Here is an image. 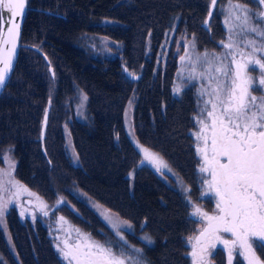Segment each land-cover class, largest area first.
<instances>
[{
	"label": "trees",
	"instance_id": "1",
	"mask_svg": "<svg viewBox=\"0 0 264 264\" xmlns=\"http://www.w3.org/2000/svg\"><path fill=\"white\" fill-rule=\"evenodd\" d=\"M245 1L251 3V0ZM30 7L31 10L26 17L22 33L23 48L20 50L12 78L0 97V137L4 135L0 139V151L3 153L13 151L18 162L17 169L19 170L20 179H41L51 187L60 188L64 184L70 188L71 181H67L69 164L64 162L66 160L64 152L67 150L61 137L62 132L67 130L74 133L78 144L83 141L87 144L93 142L97 146H94V149L104 157L109 151V146L113 144L119 135L121 146L110 155L111 159H109L112 160L110 164L112 166L111 172L104 170L102 166L94 170L95 162H91L87 168L75 175V181L79 184L93 186L102 197H105L106 194L113 196L115 203L121 209V212L120 209L117 212L121 214L122 210L124 211L121 200L125 196L126 189L128 185H131L130 188L134 187L133 184H124L123 177L135 167L137 162L130 146L124 143L122 129L119 130L125 108L130 104V101L131 103L135 101V104H138L139 101V122L142 130L150 120L159 118L163 107L166 105L165 93L172 83L173 65L170 63L167 66L166 74L162 75L155 74L156 71H152V68L149 70L144 69L142 78L133 81L135 83L127 87L123 84L121 75L127 78L123 71L125 65L130 68V71L136 69L134 67L136 65H132V58L128 62L118 63L117 60H109L106 64L103 62V66L105 65L103 69L101 64L93 63L98 70L82 66L79 73L72 69L74 75L71 80L79 78L86 87H90L86 92L89 106L85 116L80 118L74 113L73 101L66 100L60 94L61 89L70 87L71 82L60 84V89H58L56 95L49 99L44 86L50 77L46 74L47 70L42 68V57L37 51L27 46L41 48V45L44 44L48 49H53L57 53L56 62L71 66L81 58L80 50L74 44H78L79 41L80 45L87 46L89 36L104 34L110 37L118 33L122 34L125 41L129 43L132 38L130 35L131 30L137 31L139 24L142 26L141 35L145 37L152 34L154 42L159 45L162 40V32H164L163 25L173 17L194 20L199 15L201 18L208 16L209 11L207 12L204 4L203 10L201 5L196 6L193 0H30ZM94 10L97 11L96 15L92 12ZM59 15L63 18L58 17ZM80 29H85L87 32L76 36ZM148 43L155 53L149 59H147V54L144 52L145 44ZM145 44L142 49V56L136 60L139 68L142 67L145 61L147 63L151 62L152 66L158 50V47L149 39L145 41ZM122 50L124 52L123 57L126 58L125 49ZM26 55L29 57L26 58ZM49 57L51 60L53 59L52 54H49ZM65 70L68 69L65 68ZM55 73L57 74V68ZM29 77H35L38 83L35 84L34 82V86L29 85L27 83ZM13 81H17V84L22 88L17 90L15 99L9 92H6ZM103 99L105 101L109 100L108 103L109 105L113 104L111 105L113 108L108 111L101 109L100 104ZM197 100V95L188 90L184 93L180 92L177 99H171L172 102H176L174 113L172 118L166 116L165 119L161 120V138H163L162 135L165 130L170 131L172 127L181 129L184 118H190L191 120L194 118L193 115H190V108H195L192 112L196 113ZM49 101L51 102V110L42 142V124ZM179 139L182 142L184 140L182 131H180ZM130 141L132 143L131 138ZM164 149L166 155L172 152L174 157L182 152L181 146L175 143L172 144L170 139L165 142ZM96 150L94 154H96ZM89 153L93 156L91 151ZM186 157L188 158L187 154H183L181 161ZM82 159L83 154L79 150L77 168L82 165L80 164ZM68 161L70 163L69 159ZM56 166L59 178L63 183H60L57 179ZM164 170L173 177L176 176L173 169L171 171ZM155 172L164 179L159 172L156 170ZM147 175L141 174L140 178ZM134 179L136 178H131L130 183ZM159 186L153 182H145L137 195H134L133 190L130 192V207L137 212L139 227L143 228L139 234L144 229H148L144 226L150 224L155 211L159 217L165 215L163 214V204L165 202L162 189ZM140 197L142 198L139 201ZM176 213L178 214V210H176ZM16 220L14 219L12 222L14 230L19 231L20 228L24 230ZM184 221L187 222L188 228L195 224L185 219L181 221L177 216L175 219L163 220L158 226L151 228L149 236L153 238V243L145 244L141 248L142 252L140 254L143 256L144 261L153 262L160 259L158 261L160 264L165 262L171 264L172 258L176 261L181 260V255L183 259L185 256L189 258L190 256L187 253L190 252L191 248H188V244H182L181 255L176 247L177 245L173 244V246L171 244L172 250L170 252H167L165 247L166 244L173 243L176 240L182 241L186 230L182 225ZM18 235L17 240L21 243L20 259L22 264L52 263L54 256L47 251L44 243L32 237L34 246L30 250L24 235L21 232ZM1 238H5L2 232ZM44 238L45 235L42 232L41 239ZM1 250H4L5 254L8 251L5 240L0 244ZM220 251L223 252V249ZM0 254L2 253L0 252Z\"/></svg>",
	"mask_w": 264,
	"mask_h": 264
},
{
	"label": "rangeland",
	"instance_id": "2",
	"mask_svg": "<svg viewBox=\"0 0 264 264\" xmlns=\"http://www.w3.org/2000/svg\"><path fill=\"white\" fill-rule=\"evenodd\" d=\"M193 2L198 7L201 5L202 10L204 4L205 8H207V12L210 10V13H212L213 10L210 9L212 8L211 0H193ZM237 3L243 4L253 13L263 12L257 0H251L250 4L245 0H236V4ZM230 4L233 5V3H230L229 0H219L212 15L204 16L202 18L199 15L194 20L173 17L163 25L164 32H162V40L159 45H156L154 42L152 34H148L145 37L141 35L142 26L139 24L137 31L131 30L130 35L132 38L129 43L125 41V37H123L122 34L118 33H115L110 37H107L104 34L99 36H89L87 46L80 45L79 41L78 44H74L80 50L79 54L81 55V58L78 60V62L73 63L71 66L56 62L55 57L57 53L54 52L53 49H48L44 44L41 45L45 53L47 55L52 54L53 57L51 63L54 68V77L51 76L49 66L44 61L42 66L43 69L47 70L46 74H48L50 77L44 86L49 99H52V97L56 95V92L58 89H60V84L71 82L70 87L61 89L60 94L66 100L73 101V105L75 107L74 113L80 118L85 116L89 106L86 92L90 89V87H86L79 78H74L75 80H71V77L74 75L72 74L73 70L80 73L82 66L84 68L91 67L92 63L99 61L106 64L109 60H117L118 63L128 62L132 58V65H136L134 66L136 69L132 71L133 74L143 76V70H149L150 68H152V71H156L155 74H166L167 66L171 63L174 67L172 73V83L165 93L166 105L163 107L159 118L150 120V122L144 126L143 130L139 122L140 105L137 107V104H135L134 101L131 103V105L128 104L125 108L119 130L122 129L124 143H127L130 146L137 162L135 167L123 177L124 184H135V187L130 188L131 185H128L125 196L121 200L122 207H124V211L122 210L121 214V209L115 203L113 196L106 194L105 197H102L93 186L79 184L75 181V175L82 172L84 168H87L91 162H95L94 170H97L99 166H102L104 170H108L109 173L111 172L112 166H110V164L112 163V160L109 159H111L110 155L113 154L114 151L118 150L121 146V138L119 135L116 140H114L113 144L109 146V151L107 152L108 154H105V158L96 149H94V146L96 145L93 142L87 144L85 141H83L82 143L78 144L74 133L67 130L62 132L61 137L64 141V147L67 150L64 152L66 156V160H64V162L69 164L67 168V181H71L70 188L66 187L64 184L60 188L56 186L51 187V185L45 181H41V179H20L18 175L19 170L17 169L18 162L13 151L10 150L5 153L0 151V188L3 189L0 190V202L8 201L10 198L14 200L13 203L6 204V211L3 217L4 226L0 227V244L3 242V240H5V246L8 249L6 254L4 250L0 251L2 253L0 254V264H22V260L20 259L21 243L19 240H17V238L14 237V233H12L13 238L11 237L10 232H8L6 228L7 223L5 221L9 222L10 218H19V216H21L20 212L22 209L24 210V216L28 214V210L33 212L39 211V201H37L34 196H30L26 192H21L19 197H12V193L17 191L15 186L17 182L19 185L27 188L31 193H34L36 197H39L41 201L48 205L49 216L44 217L42 219L43 221L40 220L41 232H44L45 235V238L41 239L40 242L44 243L47 251H49L54 256L51 264H67V262L63 260L60 253L57 251L56 245L59 244L61 247H63L64 240H67L70 245L76 242L77 235L72 229H80L81 232L89 233L93 238L101 242H103L105 238H108L113 241L123 243V241H119V238L116 236L115 231L111 228L109 222L103 218L105 214L111 217L113 223L128 221L132 227L130 229L126 227L121 228L124 238L128 245H131L133 248L141 249L142 246L140 243H137V241H145L142 239V237L149 236L150 229L158 226V224L163 220H171L172 218L175 219L178 216V219L181 221L182 219H185L190 223H193L192 221L196 219L190 215L193 205H197L203 211L207 212L213 211V209H215V198L210 194L205 195L202 188L201 176L207 177V173L202 174L199 172L200 163H198V161L200 160V157L196 152L197 142L195 141L194 136L198 126H194L193 119L191 120L190 118H184L181 129L172 127V130L170 131L165 130L162 135L163 138L160 136V131L161 120L165 119L166 116L169 118H172L173 116L176 102H172L171 99H177L180 92L184 93L187 90L193 94H196L198 98L201 80L199 78L191 81L187 79L193 67H195L196 72L203 71V67L200 64L195 63L196 54L203 55L205 51L209 53L215 52L220 54L227 51L222 48L221 41H224L225 43L228 42L230 29L233 39L237 40L238 42L241 39H256L259 43L260 38L255 33H247L245 37L237 35V33H241L242 31L241 20L237 19V16L241 15V13L238 9L230 7ZM92 12L95 15L97 14L96 10ZM58 17L63 18L61 15ZM258 18L260 20H264V16H260ZM85 32H87V30L80 29L76 33V36ZM147 39L151 40V42L156 47H158L157 54L155 55V61L152 63V66L151 62L147 63L145 61L143 62L142 67L139 68L136 64V60L142 56V49ZM123 48L125 49L126 58L123 57ZM152 50L153 48L149 43L145 44L144 52L147 54V59L154 56L155 53ZM246 50L250 51V49ZM185 53H188L193 57V63L190 64L187 57H185L183 63L181 62L180 58L184 56ZM25 57L28 58L29 56L26 55ZM104 67L105 65H102V69ZM56 68L57 74L55 73ZM65 68H67L69 71H64ZM249 74L254 80L258 78V73L252 71L251 67L249 68ZM121 78L125 87L135 83L122 75ZM34 82L35 84L38 83L35 77H29L27 80V83L31 86H34ZM177 87H180L181 89L179 93L174 91ZM18 89H22L21 86L17 84V81H13L9 85L6 92H9L15 99ZM254 94L259 96V93ZM108 101L109 100L105 101L103 99L102 103L100 104V108L106 111L112 109L113 106L111 105L113 104L110 103L111 105H109ZM131 109H134L133 115ZM190 109V115H193L192 117H194L197 113V107L196 113L192 112L195 108ZM130 118H134L133 126L129 124ZM39 129L40 125L38 128V133ZM180 131L183 133V142L179 139ZM3 137L4 135H1L0 139ZM130 138L132 139V143ZM169 139L172 144L175 143L181 146V154H177L174 157V153L170 152L166 155L164 145ZM136 141H138L140 145L149 148L150 151L157 154L158 156L160 154L159 157L165 163H167L169 168L174 170L176 176L173 177L164 169H162L159 173L165 179L164 180L156 174V169L152 165L148 164L147 162L141 165L140 160L142 159V153H140L136 147ZM79 150L82 151L83 159L80 161V164L82 165L77 168V157ZM95 150L97 151L96 154H94ZM89 151L92 152L93 156L89 153ZM183 154H187L188 158H183L181 161ZM6 159L11 160V168H9L8 163L5 162ZM68 159L70 160V163ZM57 166L55 168V172L58 177L57 179L60 183H63L61 182L57 173ZM141 174L148 175L140 178ZM133 177L136 179L130 183V180ZM10 181H12V183H9ZM145 182H153L155 185H160L159 187L162 189L163 199L165 202L163 204V214L165 215L164 217H159L158 213L155 211V213L152 215L150 224H147L144 227L148 229H144L142 233L139 234V217L137 212H135L134 209L130 207L129 200L131 197L130 192L133 190L134 195H137V192L141 189ZM204 187H206V185ZM141 198L142 197L139 198V201ZM60 199L63 201V203L57 205ZM27 201H29L30 204H28ZM137 203L139 202L137 201ZM55 205H57L55 209L56 212H52V208ZM119 209L120 212L118 213L117 210ZM105 210H108L107 213H105ZM176 210H178V214L176 213ZM60 217H64V222L59 220ZM121 217H123V219H121ZM16 222L21 225L18 219ZM196 225H198V223H195L193 226L187 228L183 234V237L184 235L187 237L195 235ZM1 232L5 237L3 239L1 238ZM25 238L27 240L28 247H30V250H32L34 246V239L32 237L30 239L27 237ZM150 238L151 240L153 239L152 237ZM171 244L177 245L176 247L178 248L181 255L182 241L176 240L173 243L171 242L170 245L165 246L167 252L172 250ZM253 246L258 253H264V248L258 247L255 242ZM188 248H191L190 244H188ZM226 254V249H223V252L220 251L219 262L221 264L228 263ZM138 255L141 254L139 253ZM159 260L160 259L153 262L159 263ZM166 260L169 261L168 259ZM184 260H186L187 264H191L190 259H183L182 255L181 260L179 261L173 260L172 258L171 264H183ZM242 260L243 259H241L237 254L232 264H243ZM144 262L145 264H154L148 260H145ZM164 264L167 263L165 262Z\"/></svg>",
	"mask_w": 264,
	"mask_h": 264
},
{
	"label": "snow or ice",
	"instance_id": "3",
	"mask_svg": "<svg viewBox=\"0 0 264 264\" xmlns=\"http://www.w3.org/2000/svg\"><path fill=\"white\" fill-rule=\"evenodd\" d=\"M258 2L264 4V0ZM211 3L215 6L216 0ZM24 7L25 0H0V8H7L10 13L7 18L0 13V20L9 25L0 34V45H11L7 50L0 47V89L5 87L11 71L19 36V25H14L12 20L22 15ZM230 7L241 13L237 19L242 21V31L237 35L245 37L247 33H255L260 39L259 43L256 39L238 42L230 29L228 42L221 41L222 48L227 51L196 54L195 63L200 64L203 71L196 72L193 67L187 77L190 81L201 80L197 113L193 118L194 126H198L194 136L200 157L199 172L207 173V177L201 176L203 192L215 198V210L211 214L197 205L192 206L190 215L196 218L192 222H199L201 227L197 234L186 238V243L191 245L187 253L191 264H211V250L217 245L227 250L228 264H232L234 252L247 264H264L253 246L255 242L264 248V20L258 18L264 16V12L253 13L241 3L230 4ZM185 57L193 63L188 53L180 58L182 63ZM250 67L258 73L255 80L249 74ZM128 75L138 79L133 73ZM174 91L179 93L181 89L177 87ZM129 103L131 105V101ZM44 123L47 124V114ZM135 143L142 153L141 165L147 162L157 172L171 171L157 154L138 141ZM5 162L12 167L10 159ZM15 186L17 191L12 193L13 198L26 192L39 201V211L44 216L49 215L48 205L39 197L18 182ZM13 202L12 198L0 202V227L4 226L6 204ZM20 215L24 216L23 209ZM31 215L34 220L35 213ZM103 218L123 243L108 238L101 242L89 233L72 229L77 235L76 242L70 245L64 240L63 247L56 245L63 260L67 264H145L143 256L138 255L142 249L128 245L121 231L122 227L130 229L132 225L128 221L113 223L107 214ZM59 220L64 222V217ZM142 239L153 243L149 236Z\"/></svg>",
	"mask_w": 264,
	"mask_h": 264
},
{
	"label": "flooded vegetation",
	"instance_id": "4",
	"mask_svg": "<svg viewBox=\"0 0 264 264\" xmlns=\"http://www.w3.org/2000/svg\"><path fill=\"white\" fill-rule=\"evenodd\" d=\"M219 1V0H218ZM229 2L230 3H233V5H235L236 4V0H229ZM218 3V2H217ZM97 63H99V64H101V65H103L102 63L103 62H97ZM92 66V68L91 67H88L89 69H93V70H98V68H96L95 66H94V64L92 63L91 64ZM142 78V77H141ZM205 99H207V97H205ZM139 106V101H138V104H137V107ZM73 143V142H72ZM133 186L135 187V184H133ZM137 194H138V192H137ZM61 200V199H60ZM59 200V201H60ZM30 201V200H29ZM28 204H30V202H27ZM56 206H54L53 208H52V212H56L55 211V208ZM28 210V209H27ZM215 209H213V211H214ZM213 211H210L209 212V214H211ZM32 213H35V219L33 220V218H32ZM49 216V215H48ZM48 216H44L40 211H36V212H33V211H31V210H28V214L26 215V216H19V218H17L19 221H20V223H21V225H22V227L24 228V230H22L21 228H20V230L19 231H15L14 230V226H13V218H10V220H9V222L8 221H5L6 223H7V226H6V228H7V230H8V232H10V235H11V237H12V233H14V237L15 238H18L19 237V235H18V233L19 232H21L23 235H25V237H27V238H31V237H34L37 241H40L41 240V235H42V232H41V223H40V220L41 221H43L42 219L44 218V217H48ZM121 219H123V217H121ZM196 223H198V225H196L195 226V230H196V232H195V234H197L198 233V230H199V228L201 227V224L199 223V222H196ZM182 225H183V227L185 228V229H187L188 228V224H187V222L186 221H184L183 223H182ZM145 227V226H144ZM143 228H140L139 229V232H141V230H142ZM13 238V237H12ZM186 238H188L186 235H184V237L182 238V244L184 245L185 243H186ZM137 243H140L141 244V246L143 247L147 242L146 241H143V242H140V240H138L137 241ZM148 244V243H147ZM167 245H170V244H166V246ZM223 249V246L222 245H217V247L215 248V249H213V250H211V256H210V261H211V264H221L220 262L218 263V261H219V258H220V253H219V251L220 250H222ZM227 251V250H226ZM226 253V252H225ZM256 253H257V255L261 258V260L262 261H264V253H258L257 251H256ZM238 253L237 252H234L233 253V260H232V263L234 262V258H235V256L237 255ZM227 255V254H226ZM239 255V254H238ZM190 256V255H189ZM240 256V255H239ZM240 258L241 259H243V257L242 256H240ZM184 259H190V261H191V257H184ZM243 261V264H247V262L246 261H244V259L242 260ZM154 264H155V262H153ZM183 264H187V262H186V260H184V262H183ZM228 264V263H227Z\"/></svg>",
	"mask_w": 264,
	"mask_h": 264
},
{
	"label": "water",
	"instance_id": "5",
	"mask_svg": "<svg viewBox=\"0 0 264 264\" xmlns=\"http://www.w3.org/2000/svg\"><path fill=\"white\" fill-rule=\"evenodd\" d=\"M26 12H27V0H25V7L23 9L22 15H18L16 17H14L13 20H12V23L14 25H16V24L19 25V28H18L19 36L17 38L15 51H14V54H13V57H12V61H13L12 68H11V71L9 73L8 79L5 82V87L3 89H0V96H1L2 92L4 91V89L6 88L8 82H9V80H10V78H11L13 72H14L16 63H17L18 54H19V51H20V48H21V36H22V32H23V23L25 21ZM0 13H2L4 18H7L10 15V13L7 11V8H0ZM7 27H9V25L7 23H4L3 20H0V34H2L3 30L5 28H7ZM0 47H2L4 50H7V49L11 48V45L10 44H8V45H0Z\"/></svg>",
	"mask_w": 264,
	"mask_h": 264
},
{
	"label": "bare ground",
	"instance_id": "6",
	"mask_svg": "<svg viewBox=\"0 0 264 264\" xmlns=\"http://www.w3.org/2000/svg\"><path fill=\"white\" fill-rule=\"evenodd\" d=\"M257 1H258V0H257ZM259 4L261 5V7H262V9H263V12H264V4H261V3H259ZM209 13H210V12H209ZM27 47L30 48V49H32V50H35V51H37V52L39 53V50H40L39 47L31 46V45H29V46H27ZM19 54H20V51H19ZM19 54H18V58H19ZM17 62H18V59H17ZM49 71H50V70H49ZM123 71H124L126 77L129 78L130 80H132V81H137V80L139 79V78H138V79H134V78L129 77L128 72L125 71V67H123ZM50 73H51V76L54 77V75H53L54 72H53V71H50ZM134 75H135L136 77H138V75H136V74H134ZM50 110H51V102L49 101L48 106H47L46 111H45V114H47V124H48V119H49ZM45 114H44V118H45ZM47 124L44 123V119H43L42 130H41V140H42V142H43L44 137H45ZM43 149H44V148H43Z\"/></svg>",
	"mask_w": 264,
	"mask_h": 264
}]
</instances>
